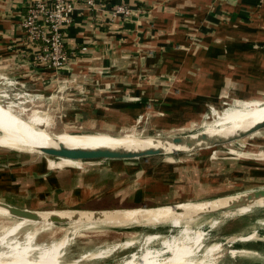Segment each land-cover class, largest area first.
<instances>
[{"label":"crops","instance_id":"obj_1","mask_svg":"<svg viewBox=\"0 0 264 264\" xmlns=\"http://www.w3.org/2000/svg\"><path fill=\"white\" fill-rule=\"evenodd\" d=\"M69 1L74 8L64 30L66 46L74 52L86 48L74 59L72 72L33 64L20 26L29 0H0V74L44 93L50 83L76 81L83 85L79 94L85 89L82 98L96 99L93 106L99 112L121 114L126 125L136 116L150 115L161 129L198 118L206 103L225 97V90L239 106L246 98L253 104L264 101V0H100L92 7L84 0ZM117 4L134 12L129 20L110 19ZM86 108L80 110L89 113ZM237 108H225L218 116ZM246 143L254 145L255 160L264 165V138L251 136ZM194 155L76 166L28 160L29 154H22L11 170L0 168V201L31 210L66 205L120 211L189 204L200 192L195 185L207 179L195 168ZM209 156L206 164L222 163L233 176L243 163L256 172L253 161ZM130 224L137 230L149 225L104 226Z\"/></svg>","mask_w":264,"mask_h":264},{"label":"rangeland","instance_id":"obj_2","mask_svg":"<svg viewBox=\"0 0 264 264\" xmlns=\"http://www.w3.org/2000/svg\"><path fill=\"white\" fill-rule=\"evenodd\" d=\"M64 70L69 74L72 72V66ZM1 76L3 75L0 74V94L14 92L19 94L18 96H0L2 107L5 108L11 105L14 113L24 119L32 111H38L42 114L46 113L45 117L50 122V126L48 128L39 126L38 128H43L49 134H59L63 131L73 133L105 132L117 136L134 134L136 136L163 137L193 134L202 131L206 125L212 123L215 119L226 115L222 114L218 116L225 108L237 106L240 107L237 109H242L253 104V102L249 103V98H246L240 101L239 106V101L233 103V101L229 100L233 96L228 95L229 92L225 90L224 98H219L212 101V103L205 102L206 106H203V110L199 113L198 118H193L191 121L187 120L183 125H178L180 121L178 123L173 122L167 128L161 129L158 126L156 127L154 122L152 123L151 119L154 117L150 115L146 117L136 116L132 124L126 125L124 123L126 120L121 114H105L106 111L104 113L99 112L100 109L93 106L96 99L89 100L82 98L85 94V89H80L82 93L79 94L78 87L83 85L74 83L76 81H72V83L67 81L50 83L48 85L50 90L44 93V91L30 88L26 83L24 84L19 80H15V78L4 75L5 79ZM14 80L18 82L17 85L14 82L12 85L8 84V81ZM20 84L23 85L21 86ZM86 85L88 86L89 83ZM108 85V88H111V84ZM42 86L44 85L42 84ZM26 93L29 94L26 95ZM77 96H81L82 100L78 99ZM112 101L114 103L120 100L112 99ZM83 106L88 107L86 110L90 112H82ZM192 108L194 109V106ZM152 110L154 111V109ZM91 117H96V119L94 120ZM99 121H104V123L102 124ZM253 136L264 138V129ZM249 138L239 140L233 144H226L194 153L195 168L199 172L200 177L204 176L207 179L195 185V189L200 192L198 194L194 193L193 198L186 202L206 201L221 196L242 194L264 187V169L261 168L264 165L255 160L257 159V155L251 149L254 145L246 143ZM24 151L0 146V168L2 170H11L18 161V158L22 157V154H29V157H26L28 160L38 158L52 162L58 161L42 154ZM184 155L190 154L186 152L180 156ZM208 155H210L209 157L212 160L213 158L227 159L235 156L236 159L242 162L253 161L256 166L254 168L256 172L248 171L249 165L243 163L241 166L242 171L233 176L230 168L226 165L224 166L222 163L219 165L217 163L206 164L205 159ZM207 166H210L211 169L204 175L202 172H204ZM213 185H217V189H213ZM218 185L224 186L220 189ZM3 189H1L2 193ZM6 194L8 195V193ZM6 197L8 199V196ZM244 209L248 210L241 213L238 212ZM59 210L80 212V210L69 208L66 205L58 208L45 206L44 208L35 209L37 212ZM76 212H74V216H78ZM6 215H0V241L6 232L8 233L5 240L0 242V253L7 252V244L10 241L15 242V245H18L17 243L31 244L35 248L29 255L31 259H35L42 249L66 238V243L61 248L58 258L60 264H67L75 260H77V264H120L127 261V259H132L136 262L141 259L146 251L151 252V255H156L158 260H163L170 256V252L166 250L164 241H172L175 238L181 237L183 235L182 230L187 227L190 235L193 236L198 233L202 236L200 246L193 251V259H200L208 247L217 245L215 250L212 251V256L215 257L218 264H264V204L231 210L229 213H201L194 216L187 226L184 223L174 226L172 224L173 219L163 221L166 223L159 226H141L138 230L135 228L137 226L133 224L112 228L105 227L103 223L92 222V218L81 221L68 219L66 222L45 224L35 221L29 222L23 218H16L9 214ZM19 221L25 222L27 225L20 224L15 227L16 229L7 231L13 223L16 224ZM27 234H33L32 239H27ZM147 235H154L156 237L147 242ZM127 242L129 243L125 245Z\"/></svg>","mask_w":264,"mask_h":264},{"label":"bare ground","instance_id":"obj_3","mask_svg":"<svg viewBox=\"0 0 264 264\" xmlns=\"http://www.w3.org/2000/svg\"><path fill=\"white\" fill-rule=\"evenodd\" d=\"M45 114L39 113L38 111H32L24 119L14 113L11 105L5 108L0 105V146L9 149L25 150L24 152L29 151L31 153L38 152L41 148L48 146H56L58 143H62L68 147L109 148L130 151H141L148 148H165L166 150L180 148L173 147L172 145L171 138L175 135L163 137L136 136L134 134L111 136L110 134L103 132L73 133L67 131H63L59 134H49L43 130V128L42 130L37 128L39 126L44 128H48L50 126V122L48 121L47 117H45ZM13 115H17V117L14 118ZM262 120H264V101H259L246 108L230 111L222 118L215 119V121L206 125L202 131L193 133L191 136L195 137L196 135L203 132L208 137H226L235 134L239 130H245ZM34 128L37 129L34 130ZM240 195L235 194L223 196L198 203L182 205L178 204L175 208L179 210V212H176L172 206L148 209L104 211L102 212L104 218L101 219L99 223L127 224L131 222L144 221L147 224H158L163 221L174 219L172 222L174 226L180 225L181 223H184L187 226L196 213L221 208ZM258 204H264V199L252 201L240 208L252 207ZM246 210L248 209L240 210L238 212L241 213L245 212ZM74 212L76 211H43L37 212L39 217L38 220L30 218L23 219L29 222L35 221L49 224L51 223L49 221V217L53 214L60 217L69 218L74 216ZM76 213L78 214L80 221L87 220L92 216V213L88 211H77ZM232 213L234 212L232 211ZM6 214H9V212L5 208L0 207V215L7 216ZM20 224L27 225L25 222L19 221L16 224L13 223L7 231L16 229L15 227ZM43 226L45 227V225ZM43 226L42 228H44ZM182 231L183 235L181 237L175 239L173 238L174 240L172 241H164L166 244V250L170 252V256L167 258L158 260L156 255H151V252L146 251L140 260L134 262L132 259H127V261H124L120 264H218L216 263L215 257L212 256V251L215 250L217 245L208 247L200 259H193V251L195 248L200 246L202 242V236L198 233L193 236L190 235L187 227ZM7 235L8 233L6 232V234L1 238L0 242H3ZM32 235L27 234L26 238L30 240L32 239ZM153 237L156 236L148 235L146 237L147 242H149V240ZM65 243L66 238H63L59 242L42 249L35 259H31L29 255L31 254V251L35 249L34 246L25 243H17L18 245H15V242L10 241L7 244V252L0 253V264H60L58 262V258L61 253V248L65 245ZM128 243L129 242L125 243V245ZM67 264H77V260Z\"/></svg>","mask_w":264,"mask_h":264},{"label":"water","instance_id":"obj_4","mask_svg":"<svg viewBox=\"0 0 264 264\" xmlns=\"http://www.w3.org/2000/svg\"><path fill=\"white\" fill-rule=\"evenodd\" d=\"M0 105L2 106L1 103ZM263 129H264V120L253 124L252 126H250L245 130H239L235 134L226 137H218V136L208 137L203 132L196 135L195 137H192L191 134L175 135L172 136L171 138L172 145L173 147H180V148H173L169 150H166L165 148H148L146 150H141V151H130L124 149H109V148L68 147L62 143H58L56 146H48L45 148H41L38 152H32V153L42 154L60 161H67L68 163L76 166H82L87 163L110 161V160L133 161V160L147 159L152 157L171 158L175 156H180L181 154L186 152L191 154V153L199 152L201 150H206L215 147L217 148L219 146H223L226 144H233L239 140L249 138ZM237 194L240 195V193ZM258 199H264V187L251 190L250 192L242 193V195L238 196L234 200H231L229 203H227L225 206L221 208H218L216 210L199 212L196 213L194 216L206 212L229 213V211L231 210H235L237 208L245 206L248 203ZM198 202H203V201H198ZM198 202H194V203H198ZM176 205L177 204L171 206L174 207L173 209L176 212H179V210L175 208ZM0 207L5 208L10 215L16 218H30L35 220H38L39 218L37 211L35 210L21 208L18 206L10 205L2 201H0ZM76 210L88 211L92 213V216L90 217V219L92 218L91 220L92 222L99 223L100 220L104 218L102 214L104 210L103 211L81 210V209H76ZM105 212L107 211L105 210ZM68 219L74 221L80 220L78 216L64 218L53 214L49 217V221L51 223L66 222Z\"/></svg>","mask_w":264,"mask_h":264},{"label":"built area","instance_id":"obj_5","mask_svg":"<svg viewBox=\"0 0 264 264\" xmlns=\"http://www.w3.org/2000/svg\"><path fill=\"white\" fill-rule=\"evenodd\" d=\"M96 1L100 0H84L89 7L95 6ZM73 8L69 0H29L27 2L20 26L25 40L32 49L30 59L33 64L55 71L62 70L71 66L74 59L86 49L82 47L74 52L66 46L64 30L71 21ZM133 14L129 7L117 4L110 10V19L126 21ZM1 77L6 79L4 75ZM15 80L8 81V84L12 85L14 82L17 85L18 82ZM6 95L18 96L19 94L17 92L0 94V96Z\"/></svg>","mask_w":264,"mask_h":264},{"label":"trees","instance_id":"obj_6","mask_svg":"<svg viewBox=\"0 0 264 264\" xmlns=\"http://www.w3.org/2000/svg\"><path fill=\"white\" fill-rule=\"evenodd\" d=\"M249 248V247H248Z\"/></svg>","mask_w":264,"mask_h":264}]
</instances>
